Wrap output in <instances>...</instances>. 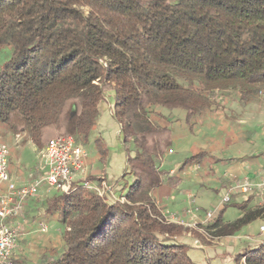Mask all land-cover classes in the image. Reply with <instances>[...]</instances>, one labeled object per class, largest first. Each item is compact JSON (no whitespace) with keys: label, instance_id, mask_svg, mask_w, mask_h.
Listing matches in <instances>:
<instances>
[{"label":"trees","instance_id":"obj_1","mask_svg":"<svg viewBox=\"0 0 264 264\" xmlns=\"http://www.w3.org/2000/svg\"><path fill=\"white\" fill-rule=\"evenodd\" d=\"M3 46L12 55L0 66V123L38 148L67 135L87 144L113 92L132 176L126 202L83 187L48 197L67 229L64 250L41 264H197L178 239L191 229L167 222L153 196L173 141L163 109L190 120L264 90V0H0ZM231 205L243 215L210 229L230 235L264 218V206ZM241 256L264 264V241Z\"/></svg>","mask_w":264,"mask_h":264},{"label":"crops","instance_id":"obj_2","mask_svg":"<svg viewBox=\"0 0 264 264\" xmlns=\"http://www.w3.org/2000/svg\"><path fill=\"white\" fill-rule=\"evenodd\" d=\"M111 94L113 95V92H108L107 98ZM257 98L258 96H255L248 101L235 99L234 101L238 103L236 108H223L221 111L210 112L190 120L185 110H169L174 119L172 122L165 121L164 124L174 128L173 141L170 150L162 159L160 169L164 170L167 163L171 168L169 171L164 170L163 183L153 190V196L163 214L183 215L187 219L200 221L205 217L198 215L194 206L210 204L211 208L208 210L215 212L214 220L221 216L224 222H233L243 215L239 209L240 213L235 220L224 218L228 207L222 205L221 201L223 194L237 182L245 179L258 181L264 177V100ZM112 106L113 103L108 110L111 115ZM101 107L102 111H106L108 107L106 101ZM116 124L120 142L125 149L117 120ZM102 130L104 120L101 117L94 131H97L98 136L102 134ZM194 155L198 157L191 163H199L200 168L197 170L190 168L191 163L184 165V162ZM169 157L172 159L166 162L165 159ZM27 169L29 172H23L16 166L14 171H11L12 179L17 184H27L31 182L32 176L37 177L44 172L40 165L38 167L27 165ZM126 169L127 155L119 154L116 159H111L106 169L97 170L91 175L97 179L104 176L114 185L116 194L120 195L125 192L118 186L119 174L124 171V175ZM214 188L217 189V198L209 194ZM207 194L208 204L203 203V197ZM232 201L243 203L241 192H235ZM253 203L256 202L250 201L249 206L251 207ZM24 212L25 210L16 218L17 221L22 218L23 223L25 222ZM254 221H260V226L264 225V218ZM251 223L241 228V230L247 228L249 234L240 236L249 235L252 240L244 237L241 239L235 237L234 241L228 240L233 234L218 236L215 239L205 237V247L201 248L193 245V237L188 232L178 239L189 245V255L197 264H243L241 255L246 248L261 242L254 234H250ZM24 236L14 252V261L17 260L16 254L21 252Z\"/></svg>","mask_w":264,"mask_h":264},{"label":"built area","instance_id":"obj_3","mask_svg":"<svg viewBox=\"0 0 264 264\" xmlns=\"http://www.w3.org/2000/svg\"><path fill=\"white\" fill-rule=\"evenodd\" d=\"M171 152V151H170ZM11 149L8 144L0 141V264H17L14 259L20 240L25 231L22 222L16 218L20 216L28 199L38 196L42 189L55 188L60 192L70 193L78 187H83L112 202H126L125 195H117L115 187L104 176L96 180L87 175L88 151L85 145L72 135L56 136L51 138L40 152V166L44 169L42 175L32 176L31 182L17 184L10 171ZM190 168L197 170L199 163H191ZM235 192H241L243 201H255L258 206H264V177L258 181L245 179L230 187L222 196V205L232 201ZM165 219L169 223L191 229L188 233L193 237V245L204 248L205 243L200 237L194 236L193 230L200 232L204 237L217 238L211 234L215 229L208 225L214 220L215 212L206 211L202 220H190L183 215L168 214ZM49 229L48 218L43 216L39 222V232L46 233ZM264 234V225L260 226ZM248 238L249 235L237 236L236 239ZM246 264V257H242Z\"/></svg>","mask_w":264,"mask_h":264},{"label":"rangeland","instance_id":"obj_4","mask_svg":"<svg viewBox=\"0 0 264 264\" xmlns=\"http://www.w3.org/2000/svg\"><path fill=\"white\" fill-rule=\"evenodd\" d=\"M12 55V48L10 46H3L0 48V66L4 64L8 59H10ZM258 98H261V101L264 100V90L258 93ZM239 99L238 97L228 96L224 99H218L217 103H221L218 106L217 111H221V109L225 108H232L237 107L238 103L234 100ZM263 99V100H262ZM114 96L111 94L107 98L106 103L108 107L106 111L103 110L101 113L100 118L104 120V130H102V134L97 136V131H94L89 139L87 144L83 143L88 151V158H87V175L90 179L96 180L97 177L91 175V173L97 172V170H104L109 165L111 159H116L119 154L125 155V149L122 147L120 142V138L117 133V124L116 119L109 113V107L113 103ZM234 102V103H233ZM264 108V107H263ZM164 119L165 121L172 122L174 119V115L169 112L168 109H163ZM101 141V144L104 148L107 149V152L104 154L101 152L97 139ZM0 141L4 142L9 145L11 149V156H10V171H14V168L20 167L23 172H29L27 169V165L34 167H38L40 165V152L44 148H38L32 141H30L28 135L26 133H17L14 134L6 124L0 123ZM133 147V144H130V148ZM172 158H166V162H169ZM14 164V165H13ZM170 165L168 163L164 167L165 171L170 170ZM123 172L121 171L118 180V186H120L121 190L126 192L127 189H124L126 182H130L132 180L131 175H126L123 178ZM86 190V189H85ZM205 190V189H204ZM90 192V190H87ZM62 193L55 188H46L42 189V191L38 194V196L28 199L27 209L25 208V222L23 223V219L21 218L20 222L24 225V237L25 240L22 241L21 252L16 254L15 260L18 264H41V258L44 254H58L64 250L65 241H64V234L67 229V225L63 222L59 221L55 215L46 211V199L50 196L55 194ZM125 195V193H122ZM120 194V195H122ZM215 198L218 197L217 189L214 188L211 193ZM203 197V203L205 202L208 204V195ZM258 206L257 203L251 204V206ZM211 205L205 204H198L194 206L196 207L197 214L205 217L206 211L210 209ZM240 213V210L237 206H228L226 212L224 213V218L235 220ZM219 215V212L216 213ZM43 216L48 218L49 229L46 233L39 232V222ZM260 221H252L251 223V233L254 234L255 237L259 238V240L264 241V234L260 232ZM197 235L194 236L200 237L201 240L204 242L205 237L197 231ZM211 234L214 236H225L221 235L214 230ZM249 234L247 228L244 230H239L235 232L232 237H230L231 241H234L235 237ZM231 235V234H230ZM234 238V239H233ZM215 239V238H210ZM248 239V238H247ZM255 242V241H253ZM205 243V242H204ZM257 243V242H256Z\"/></svg>","mask_w":264,"mask_h":264}]
</instances>
